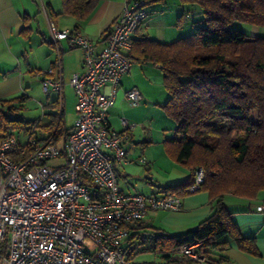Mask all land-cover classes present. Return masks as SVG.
<instances>
[{
  "label": "built area",
  "instance_id": "obj_1",
  "mask_svg": "<svg viewBox=\"0 0 264 264\" xmlns=\"http://www.w3.org/2000/svg\"><path fill=\"white\" fill-rule=\"evenodd\" d=\"M147 15L145 0L126 2L98 52L81 31L49 23L53 39H66L83 52V72L69 79L76 119L63 146L40 139L36 124L25 132L13 129L0 142V264H149L128 256V225L142 221L148 210H180L182 199L173 192L120 189L115 163L129 161V125L123 119L117 130L107 118L132 63L126 51ZM61 85L49 69L43 90L59 93ZM125 97L136 105L140 93L132 88ZM137 162L146 159L139 156ZM203 180L198 166L187 192L199 190ZM254 209L264 214V201ZM170 253L199 264L209 258L201 241L174 246Z\"/></svg>",
  "mask_w": 264,
  "mask_h": 264
},
{
  "label": "trees",
  "instance_id": "obj_2",
  "mask_svg": "<svg viewBox=\"0 0 264 264\" xmlns=\"http://www.w3.org/2000/svg\"><path fill=\"white\" fill-rule=\"evenodd\" d=\"M161 1L145 0V6ZM180 3L201 10L200 17L191 14L190 34L168 43L140 35L132 39L137 47H131L135 53L140 50L142 59L160 65L168 93L162 106L175 122V134L165 140L166 150L191 172L187 179L165 186L164 191L179 195L187 192L193 183V171L200 166L204 180L199 190L208 192L212 212L196 226L176 234L142 221L130 223L124 244L130 257L150 249L163 258L159 264H198L186 256L171 254L170 249L201 241L209 255L206 264H226L228 260L219 251L228 239L246 253L259 254L255 237L241 234L223 198L226 194L255 198L264 190V35L251 37L239 25L264 27V0ZM61 4L62 13L76 19L73 30H80L97 0H61ZM26 100L25 94L0 99V142L11 130L25 132L35 124L49 131L46 140L55 142L63 130L54 120L40 126L37 119L12 117L18 108L16 103ZM253 110L257 111L256 121L251 118Z\"/></svg>",
  "mask_w": 264,
  "mask_h": 264
},
{
  "label": "crops",
  "instance_id": "obj_3",
  "mask_svg": "<svg viewBox=\"0 0 264 264\" xmlns=\"http://www.w3.org/2000/svg\"><path fill=\"white\" fill-rule=\"evenodd\" d=\"M125 4L126 0H97L95 9L82 22L78 31L94 41L96 52L103 46L106 34ZM146 8L147 18L132 39L146 35L161 42H171L190 34L193 31L191 14L200 17L201 12L197 6L182 5L180 0H163L148 4ZM180 15L182 17L178 19ZM50 22H54L59 29H73L76 19L62 13L61 0H0V99L21 94L27 95L28 99L33 85L40 84L42 88V80L52 69L54 77L62 78L61 91L57 93L50 89L46 92L42 88L45 93L54 92L56 96L51 101L46 99L41 107H52L49 113L52 118L45 124L54 120L61 126L63 132L54 140L63 146L66 133L72 129L76 119L75 95L69 79L74 73L83 72L84 57L82 49L70 46L68 40L53 39ZM240 24L251 37L264 35L262 26ZM126 52L132 63L121 77L115 102L107 111L109 125L121 130L122 120H126L131 137L127 154L129 161L115 163L118 184L124 192L164 193L165 186L187 179L191 172L188 166L176 162L166 150L165 140L175 134L171 132L175 122L166 115L162 106L168 93L163 85L160 65L142 59L138 48V53L132 51V47ZM132 88L140 93L136 105L125 97V92ZM68 101L73 103L70 104L69 123L64 117ZM37 120L40 126L45 125ZM37 134L43 140L49 131L37 129ZM139 156L145 157L144 164L137 162ZM179 196L182 199L180 210H148L142 222L176 234L196 226L212 212L206 190L184 192ZM223 201L241 234L255 237L259 251L258 255L246 253L237 247L234 240L228 239L219 251L228 260L226 264H264V214L254 209L257 203L264 201V190L259 191L255 198L226 194ZM210 255L217 257L212 253Z\"/></svg>",
  "mask_w": 264,
  "mask_h": 264
},
{
  "label": "rangeland",
  "instance_id": "obj_4",
  "mask_svg": "<svg viewBox=\"0 0 264 264\" xmlns=\"http://www.w3.org/2000/svg\"><path fill=\"white\" fill-rule=\"evenodd\" d=\"M239 25H241V24H239ZM32 88L33 89L30 93V97L25 102H23L22 104L19 102L16 103V106L18 108L15 112L12 113V117H14V118L15 117H21V118L26 119V120L39 119L41 124H45L48 121V119H50V117L52 118V116L49 115V113L52 112L51 111L52 107H48L45 105L44 109H42L41 104H43V102L46 101V99L48 101L53 100L56 95L54 92L45 93L42 90L40 84H38V85L34 84ZM70 104H73L72 101H68L66 104V108H65V116L64 117H65L67 123H69L71 120V112H72L71 110L72 109L70 108ZM152 114H155V113H152ZM166 115H168V114L166 113ZM251 118L254 121H256L258 119L256 110H253L251 112ZM37 129L40 130V129H42V127H37ZM14 130L16 133L23 132V130L20 128H16ZM171 132L175 133V125L172 126ZM169 159L172 160L171 157ZM49 162L51 163L52 161L49 160ZM134 256H135V260L148 262L149 264H159L163 260V258L160 256V254L158 252H154L150 249L144 250L142 252H137V253H135Z\"/></svg>",
  "mask_w": 264,
  "mask_h": 264
}]
</instances>
